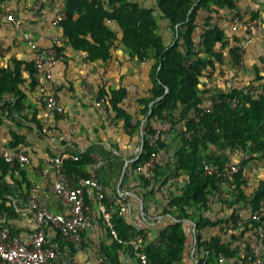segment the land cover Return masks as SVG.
I'll use <instances>...</instances> for the list:
<instances>
[{"label":"trees","instance_id":"16d2710c","mask_svg":"<svg viewBox=\"0 0 264 264\" xmlns=\"http://www.w3.org/2000/svg\"><path fill=\"white\" fill-rule=\"evenodd\" d=\"M10 1L0 0V5ZM155 1L173 31V40L168 45L158 34L154 12L128 0H66V19L60 25L62 39L74 50L86 53L90 61H110L112 50L118 45L138 64L150 61L148 96L137 104V116L146 120V124L142 153L133 165L134 170L164 147L162 141L156 148L150 143L155 134L154 121L165 118L182 130L181 148L173 159L172 177L183 180L184 187L167 202L165 214L173 223L160 232L157 244L146 246V254L153 264H222L220 257L233 264H256L252 252L257 245L258 227L264 228V164L255 168L253 165L264 161V97L251 96L248 92L252 87L264 89V61L262 70L255 69L252 83L228 92H216L211 96V111H206L208 109L203 108L205 96L212 89L204 88V81L226 65V36L219 27H211L208 23L202 26V15L228 9L241 19L244 17L234 0ZM110 23L118 27L120 36L110 28ZM198 31L203 37L199 49L194 42ZM240 51L239 47H234L227 53L235 66L241 63ZM61 53L58 48V58ZM22 66L16 63L14 72L2 74L0 98L5 94L21 97L17 86L21 83ZM28 68L32 76V65ZM98 95L106 101L110 115L123 120L126 129L131 127L133 117L122 108L126 88L101 89ZM235 98L239 103L237 107L232 105ZM186 134H190L189 139L185 138ZM235 155L240 162L235 161ZM93 163L88 156L71 157L62 163V174L77 182L89 176ZM206 165L219 171L238 165L239 172L230 186L223 189L216 176H205ZM252 170L259 173L255 182L249 178ZM12 171L0 159V198L15 196L4 187V177ZM140 181L152 194L154 174L152 180L140 177ZM225 189V198L218 203L228 214L210 219L206 214L211 211V202ZM21 199L26 201L25 197ZM86 202L91 205L90 200ZM128 203L126 200L124 207ZM103 205L107 211L111 209L107 199ZM241 209L250 214L245 222H241L239 216ZM255 214L260 222L253 220ZM186 223H191L192 232ZM216 228H219L218 234L205 237L207 230ZM108 229L113 244L104 248L102 254L112 264H120L114 253L125 247L128 249L129 240L142 236L143 232L128 223L122 207L113 214ZM192 250L194 254L190 256ZM261 260H264V253Z\"/></svg>","mask_w":264,"mask_h":264},{"label":"crops","instance_id":"0c3cea01","mask_svg":"<svg viewBox=\"0 0 264 264\" xmlns=\"http://www.w3.org/2000/svg\"><path fill=\"white\" fill-rule=\"evenodd\" d=\"M143 9L152 10L158 24V34L165 45L173 40V31L169 21L163 18L157 9L155 0H128ZM237 10L244 20L257 21L251 36L243 29H231V17L234 12L223 9L211 14L203 13L201 25L208 23L219 27L226 36V65L204 81V88L212 89L205 96L204 109L213 106L211 96L216 92L230 90L231 80L236 78V88H242L255 79V69H263L264 61V0H234ZM41 5L39 10L36 6ZM66 0H11L8 7L14 12L20 28L8 24L0 10V77L4 73L15 71V64L22 63L17 91L21 97L5 94L0 98V147L3 150L24 152L30 161L29 166L17 168L4 177V187L15 196L0 198V229L10 228L12 234L27 241L36 232L35 214L26 202L35 192L40 193L47 208L56 214L68 215V209L52 189L71 187L74 180L58 177L55 160L62 163L71 158L88 156L92 160H101L98 179L102 184L106 199L111 206V215L117 209H125L128 223L143 232L145 246L157 244L159 234L173 223L165 214L167 202L174 196L177 185L184 186L183 180L172 177V164L175 154L181 148L182 130L163 118L154 121L152 127L162 130L161 141L164 145L156 158L155 190H145L140 181L143 177L133 165L139 159L143 145L146 120L139 118L138 101L148 96V72L150 61L138 64L130 59L129 53L121 46L112 50V59L108 62L90 61L87 54L74 50L62 39V31L55 27L56 17L65 12ZM207 19V21H206ZM110 28L120 36L114 23ZM201 31L194 37L195 44L201 38ZM60 37L62 50L54 66L45 64L38 72L32 64L34 50H48L53 47V39ZM249 39L252 43L249 44ZM239 47L241 65L235 66L227 55L229 50ZM153 53L150 54V58ZM32 65L34 74L30 76L28 66ZM209 73L208 71L206 72ZM45 74H50L57 85V99L64 114L50 120L55 134L46 136L42 128L48 113L45 108L46 90L39 87ZM127 89L122 104L125 113L133 117L131 127L125 128V122L115 115L104 114L98 108V92L101 89ZM130 109L126 111L125 105ZM141 122L138 125V122ZM18 142V144H17ZM16 144V146H14ZM236 162L239 156H233ZM252 182L257 181L259 173L252 170L249 175ZM152 180V179H150ZM177 189V188H176ZM226 195V189L224 190ZM21 197H25L23 201ZM128 200V206L124 202ZM92 208V227L84 233L86 245L74 248L53 230L46 231V245L56 256L51 264H102V250L112 246L108 225L104 222L97 203L90 201ZM11 210L12 212H8ZM228 214L218 201L211 202V211L206 214L210 219ZM249 213L239 211L241 222L249 218ZM192 232L191 223H186ZM219 228L207 230L205 237L218 234ZM194 254L191 251L190 256ZM120 264H138L129 256L128 249L114 253ZM189 263V262H188ZM0 264H5L0 260ZM222 264H233L224 262Z\"/></svg>","mask_w":264,"mask_h":264},{"label":"built area","instance_id":"2783aa9c","mask_svg":"<svg viewBox=\"0 0 264 264\" xmlns=\"http://www.w3.org/2000/svg\"><path fill=\"white\" fill-rule=\"evenodd\" d=\"M41 5H37L35 8L39 10ZM0 10L3 13L4 19L8 24L15 28H20L21 24L16 20L14 12L8 7V3L0 5ZM66 19V12L60 13L55 19V27L58 33L61 32L60 25ZM231 29L238 30L243 29L248 36H251L254 29L257 26V21L254 19L244 20L235 14L231 17ZM203 37L200 38L196 47L199 49L202 45ZM252 41L249 39V44ZM60 37L56 36L53 39V47L48 50H34L32 64L35 69L40 72L45 64L54 66L58 60L57 49L60 48ZM241 65V63L239 64ZM238 65V66H239ZM236 78L231 80L230 90L236 88ZM39 87L46 90L45 108L48 113V119H46L42 132L46 136H52L55 134V128L51 127L50 120L56 116H62L64 114L63 108L59 105L57 99V85L52 82L50 74H45L42 82L38 81ZM251 96L264 97V89L252 87L249 92ZM234 107L239 106L238 99L232 100ZM125 110L130 109L129 104L124 106ZM213 106L206 111H211ZM98 108L104 113L108 114V106L106 101L102 98L98 101ZM162 130L158 129L151 137L150 143L156 148L161 141ZM187 139L190 138V134H186ZM156 158L157 154H153L149 161L141 164L137 170V173L147 179H152L156 170ZM0 159L3 160L11 169L16 170L30 165V161L24 152L11 153L10 151L3 150L0 147ZM103 164L101 160L94 161L87 178L78 179L77 182L71 187L55 188L52 191L57 194L62 202L68 209V215H61L51 212L45 203V200L40 193L35 192L26 202L27 207L35 214V223L37 230L31 234L27 241L22 238L14 236L10 228L4 227L0 229V260L5 264H51L55 258V252L47 247L46 243V231L53 230L60 234L63 239L71 244L76 249H81L86 245L84 233L92 227V208L87 204V199L98 204L103 219L106 225L112 219L110 211H107L103 205L106 196L102 184L98 179V169ZM264 164V161L257 162L253 167H260ZM56 173L58 177H63L61 160L58 158L55 160ZM239 172V166L233 165L226 170L219 171L213 167L205 166L204 174L206 177L216 176L223 189L229 187L233 182L234 176ZM184 186L177 185L175 187L174 195H176ZM177 188V189H176ZM225 198V192H220L213 201ZM112 210V209H110ZM253 220L260 222L256 214L253 216ZM114 238L117 237L114 235ZM129 249V256L132 257L138 264H153L152 260L146 254V246L142 236H137L129 240L126 244ZM264 253V228L259 226L257 230V245L252 252V256L256 259V264H264V260H261ZM100 262L102 264H112L111 261L104 255L100 256ZM220 262L224 263L225 259L220 257ZM236 262V260H233Z\"/></svg>","mask_w":264,"mask_h":264},{"label":"water","instance_id":"95a60500","mask_svg":"<svg viewBox=\"0 0 264 264\" xmlns=\"http://www.w3.org/2000/svg\"><path fill=\"white\" fill-rule=\"evenodd\" d=\"M142 153V151L140 152V154Z\"/></svg>","mask_w":264,"mask_h":264}]
</instances>
